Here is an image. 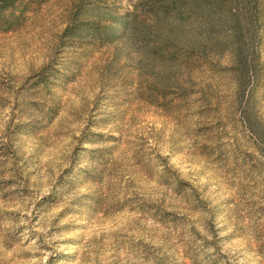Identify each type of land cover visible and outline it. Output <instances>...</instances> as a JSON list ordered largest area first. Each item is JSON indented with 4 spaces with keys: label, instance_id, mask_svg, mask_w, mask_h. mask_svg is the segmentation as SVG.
<instances>
[{
    "label": "rangeland",
    "instance_id": "374dc122",
    "mask_svg": "<svg viewBox=\"0 0 264 264\" xmlns=\"http://www.w3.org/2000/svg\"><path fill=\"white\" fill-rule=\"evenodd\" d=\"M91 2L0 0V264H264V0L249 74L170 83Z\"/></svg>",
    "mask_w": 264,
    "mask_h": 264
},
{
    "label": "trees",
    "instance_id": "16d2710c",
    "mask_svg": "<svg viewBox=\"0 0 264 264\" xmlns=\"http://www.w3.org/2000/svg\"><path fill=\"white\" fill-rule=\"evenodd\" d=\"M91 3L83 9L94 17L78 22V34L130 38L170 74L166 83L175 80L174 73L208 65L225 52L245 75L252 71L250 44L262 21V0H137L124 16L112 14L108 4Z\"/></svg>",
    "mask_w": 264,
    "mask_h": 264
}]
</instances>
